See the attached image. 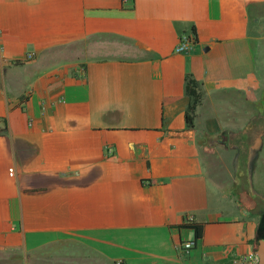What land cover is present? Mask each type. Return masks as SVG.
Returning a JSON list of instances; mask_svg holds the SVG:
<instances>
[{
  "label": "crops",
  "instance_id": "1",
  "mask_svg": "<svg viewBox=\"0 0 264 264\" xmlns=\"http://www.w3.org/2000/svg\"><path fill=\"white\" fill-rule=\"evenodd\" d=\"M258 238L264 0H0V264H256Z\"/></svg>",
  "mask_w": 264,
  "mask_h": 264
},
{
  "label": "built area",
  "instance_id": "2",
  "mask_svg": "<svg viewBox=\"0 0 264 264\" xmlns=\"http://www.w3.org/2000/svg\"><path fill=\"white\" fill-rule=\"evenodd\" d=\"M193 40H194V35L192 33H181L179 35V40L176 46L174 47V50L176 51L183 50L188 45H190ZM193 245H194L193 239H183L178 244L179 248L184 252H187ZM254 259L255 260L257 259L256 255H254Z\"/></svg>",
  "mask_w": 264,
  "mask_h": 264
},
{
  "label": "trees",
  "instance_id": "3",
  "mask_svg": "<svg viewBox=\"0 0 264 264\" xmlns=\"http://www.w3.org/2000/svg\"><path fill=\"white\" fill-rule=\"evenodd\" d=\"M185 91L190 96V100L186 107V114H185L187 118V114L193 108L194 104L196 103L198 99V91L195 89V82L194 80H192V78H189V77L186 78ZM188 223L193 224L194 222H188ZM194 229H195V235L197 236L199 231L196 225H194ZM254 247H256L255 241H254ZM224 264H229V262L225 261Z\"/></svg>",
  "mask_w": 264,
  "mask_h": 264
},
{
  "label": "water",
  "instance_id": "4",
  "mask_svg": "<svg viewBox=\"0 0 264 264\" xmlns=\"http://www.w3.org/2000/svg\"><path fill=\"white\" fill-rule=\"evenodd\" d=\"M255 254L257 257L256 264H264V238H258L256 240Z\"/></svg>",
  "mask_w": 264,
  "mask_h": 264
}]
</instances>
